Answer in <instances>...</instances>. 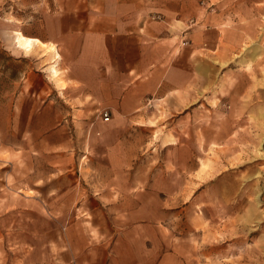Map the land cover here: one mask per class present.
<instances>
[{"label": "rangeland", "instance_id": "obj_1", "mask_svg": "<svg viewBox=\"0 0 264 264\" xmlns=\"http://www.w3.org/2000/svg\"><path fill=\"white\" fill-rule=\"evenodd\" d=\"M28 1L0 0V28ZM214 88L182 122L74 124L57 101L39 134L0 126V264H264V117Z\"/></svg>", "mask_w": 264, "mask_h": 264}, {"label": "crops", "instance_id": "obj_2", "mask_svg": "<svg viewBox=\"0 0 264 264\" xmlns=\"http://www.w3.org/2000/svg\"><path fill=\"white\" fill-rule=\"evenodd\" d=\"M54 2L29 0L30 22L0 28V126L16 141L54 126L57 101L68 107L65 122L91 126L108 112L114 125H154L182 122L217 86L213 93L251 94L253 105L240 107L264 117V0ZM17 33L30 42L20 44ZM189 156L176 167L193 186L198 151ZM146 253L137 264H166ZM107 254L102 264H114Z\"/></svg>", "mask_w": 264, "mask_h": 264}, {"label": "bare ground", "instance_id": "obj_3", "mask_svg": "<svg viewBox=\"0 0 264 264\" xmlns=\"http://www.w3.org/2000/svg\"><path fill=\"white\" fill-rule=\"evenodd\" d=\"M17 40L22 45L28 44L30 42L28 39H25L24 36L20 33H17Z\"/></svg>", "mask_w": 264, "mask_h": 264}, {"label": "built area", "instance_id": "obj_4", "mask_svg": "<svg viewBox=\"0 0 264 264\" xmlns=\"http://www.w3.org/2000/svg\"><path fill=\"white\" fill-rule=\"evenodd\" d=\"M159 18H160L159 16H156V19H159ZM101 119L105 123L109 122L110 116H109L108 112H102L101 113Z\"/></svg>", "mask_w": 264, "mask_h": 264}]
</instances>
